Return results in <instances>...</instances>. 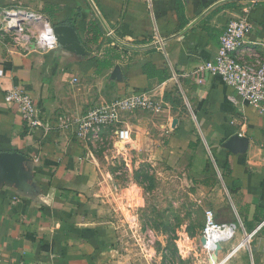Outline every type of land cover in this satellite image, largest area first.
I'll list each match as a JSON object with an SVG mask.
<instances>
[{
  "label": "crops",
  "instance_id": "obj_1",
  "mask_svg": "<svg viewBox=\"0 0 264 264\" xmlns=\"http://www.w3.org/2000/svg\"><path fill=\"white\" fill-rule=\"evenodd\" d=\"M91 2L111 34L144 48L116 44L88 0H0V7L29 8L52 26H72L85 51L60 45L28 50L0 36V152H22L32 171L30 191L0 184L1 264H129L108 211L95 197L99 163L92 143L77 138L74 126L59 127L58 118H75L96 104L142 92L161 98L163 108L123 113V124L132 132L127 154L135 151L139 162L181 165L183 178L214 199L217 221H234L233 213L255 230L252 258L264 264V113L218 75L200 69L213 59L218 37L235 15L252 23L249 40L264 42V0ZM215 3L220 4L172 37ZM90 23L102 33L95 42L87 34ZM257 53L264 57L260 46ZM94 59H108L111 66L96 73ZM115 67L119 77L113 75ZM13 87L33 98L48 129L25 127L16 106L4 100ZM235 133L248 138L244 153L222 147Z\"/></svg>",
  "mask_w": 264,
  "mask_h": 264
},
{
  "label": "rangeland",
  "instance_id": "obj_2",
  "mask_svg": "<svg viewBox=\"0 0 264 264\" xmlns=\"http://www.w3.org/2000/svg\"><path fill=\"white\" fill-rule=\"evenodd\" d=\"M114 140L113 130L107 128L92 144L99 163L95 197L106 214L108 211L129 264H205L206 257L207 264H254L255 232L240 224L233 213L234 221L229 222L235 225L233 236L219 242L222 248L218 253V242L206 252L201 238L207 228V213L214 216V199L183 178L181 165L139 162L133 150L119 154ZM214 220L226 223L215 216ZM244 238L247 243L230 253Z\"/></svg>",
  "mask_w": 264,
  "mask_h": 264
},
{
  "label": "built area",
  "instance_id": "obj_3",
  "mask_svg": "<svg viewBox=\"0 0 264 264\" xmlns=\"http://www.w3.org/2000/svg\"><path fill=\"white\" fill-rule=\"evenodd\" d=\"M5 18L18 20L17 28L11 29ZM31 26L34 28L30 29ZM252 29V23L243 15L229 18L218 37V46L213 59L204 62L200 69L218 75L241 99L264 113V57H258L257 53L258 46L264 49V42L248 39ZM0 36H8L15 44L22 45L28 50L44 52L58 45L51 22L43 15L22 6L0 7ZM241 55L257 56V59L249 60ZM4 100L16 106L28 130L48 129L47 122L39 116L33 98L26 91L13 87L6 91ZM162 108V99L149 92L130 93L96 104L75 118L61 115L58 118L59 127L67 129L74 126L75 136L92 144L98 141L103 130L112 129L115 138L114 147L119 154L125 155L131 147L132 132L123 124L121 119L123 113L136 110L159 113ZM207 220V227L234 225L233 223L217 224L211 211L207 213ZM2 261L0 250V264ZM6 264L23 263L7 261Z\"/></svg>",
  "mask_w": 264,
  "mask_h": 264
},
{
  "label": "water",
  "instance_id": "obj_4",
  "mask_svg": "<svg viewBox=\"0 0 264 264\" xmlns=\"http://www.w3.org/2000/svg\"><path fill=\"white\" fill-rule=\"evenodd\" d=\"M91 4L95 14L98 19L101 21L105 31L109 33L110 37L114 40L116 44L121 47L127 49H141L143 46L130 45L128 43L120 41L117 37L110 33V30L105 25L102 20L100 14L96 10L95 6L88 0ZM220 3H215L209 6L205 11H203L194 21H192L189 25H187L184 29H182L179 33L175 34L172 37H177L184 33L190 26L203 18L208 12H210L214 7L219 5ZM8 26L11 29H16L19 21L13 18H5ZM53 32L56 35L58 45L65 47L66 49H70L75 51L78 54L85 53L82 45L80 44L79 37L72 26L69 25H54ZM171 37V38H172ZM170 38V37H169ZM167 38V39H169ZM165 39V40H167ZM118 67H115L113 71V75L118 76ZM248 146V138L244 136H240L238 133H235L228 137L225 142L222 144V147L229 150L231 153H244L247 150ZM30 158H28L25 154L19 151H1L0 152V184H10L14 185L19 190L22 191H30L32 185L29 180L31 179L32 171L30 168ZM222 246L217 243L215 247V253H218Z\"/></svg>",
  "mask_w": 264,
  "mask_h": 264
},
{
  "label": "bare ground",
  "instance_id": "obj_5",
  "mask_svg": "<svg viewBox=\"0 0 264 264\" xmlns=\"http://www.w3.org/2000/svg\"><path fill=\"white\" fill-rule=\"evenodd\" d=\"M255 231V230H254ZM253 231V232H254ZM235 232L234 225H209L206 228L205 235L202 237L201 242L203 247L208 251L209 248L214 247L216 243L229 240ZM251 235V234H250ZM247 243V238L241 239L237 244H235L230 253H235L239 248Z\"/></svg>",
  "mask_w": 264,
  "mask_h": 264
},
{
  "label": "trees",
  "instance_id": "obj_6",
  "mask_svg": "<svg viewBox=\"0 0 264 264\" xmlns=\"http://www.w3.org/2000/svg\"><path fill=\"white\" fill-rule=\"evenodd\" d=\"M92 34V36L94 37H92V38H90L89 37V40H92L93 42H95L97 39H98V37H100L101 35H102V33H101V30H100V28H99V26L96 24V23H90L89 25H88V28H87V34ZM110 53L111 54H114V55H116L117 53H116V51L114 50V49H110ZM109 53V54H110ZM111 56H113V55H111ZM95 60V72L96 73H99V72H101L104 68H109V66H111V64L109 63V61H108V59H94ZM146 67V66H145ZM149 67H150V65H147V67H146V70L147 71H149L150 69H149ZM151 68V67H150ZM145 70V71H146ZM149 73V72H148ZM150 75V74H149Z\"/></svg>",
  "mask_w": 264,
  "mask_h": 264
}]
</instances>
